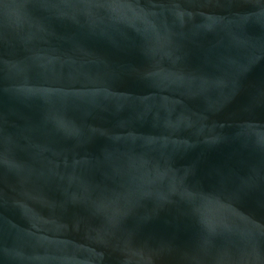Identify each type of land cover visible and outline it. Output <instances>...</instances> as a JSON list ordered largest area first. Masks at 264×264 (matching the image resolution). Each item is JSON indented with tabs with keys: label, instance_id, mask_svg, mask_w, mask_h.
<instances>
[{
	"label": "water",
	"instance_id": "95a60500",
	"mask_svg": "<svg viewBox=\"0 0 264 264\" xmlns=\"http://www.w3.org/2000/svg\"><path fill=\"white\" fill-rule=\"evenodd\" d=\"M0 264H264V0H0Z\"/></svg>",
	"mask_w": 264,
	"mask_h": 264
}]
</instances>
